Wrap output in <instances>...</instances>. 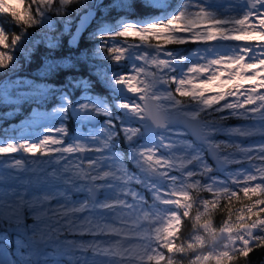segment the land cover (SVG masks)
<instances>
[{
  "label": "snow or ice",
  "instance_id": "1",
  "mask_svg": "<svg viewBox=\"0 0 264 264\" xmlns=\"http://www.w3.org/2000/svg\"><path fill=\"white\" fill-rule=\"evenodd\" d=\"M0 14L19 29L0 24V71L41 53L36 79L0 84L40 129L0 139V264H256L257 250L264 264V0H0Z\"/></svg>",
  "mask_w": 264,
  "mask_h": 264
},
{
  "label": "trees",
  "instance_id": "2",
  "mask_svg": "<svg viewBox=\"0 0 264 264\" xmlns=\"http://www.w3.org/2000/svg\"><path fill=\"white\" fill-rule=\"evenodd\" d=\"M107 2V0H105ZM32 0H26L25 4H31ZM72 7H75L73 5ZM71 5L69 8H72ZM55 19V17H54ZM0 24H3L6 28V31H8L10 34L14 32H18L19 29L14 26L10 16L8 15H2L0 14ZM29 31H33L30 29ZM169 47H177V46H169ZM192 48V47H190ZM40 52H37L36 55L31 57V61H26L22 56L18 57L20 64L16 71H13L11 68L5 69L3 71H0V84H3L7 81H14L17 79H36V70L39 66L40 62ZM14 55H18L15 54ZM97 63H104L103 61H97ZM173 88V87H172ZM12 92L17 91V89L12 88ZM19 91H28V88L25 86H21L19 88ZM80 93L77 92V95ZM35 107L33 104L28 103H21L20 105H12V104H3L0 103V139L11 137V136H20V129L22 128V122L26 120L27 117L31 115L30 108ZM17 108L19 110H17ZM50 109V108H49ZM47 109V110H49ZM45 110V109H41ZM7 113H14L13 115L9 116ZM235 119H231L228 121V124L234 123ZM69 130H72V122L69 123ZM14 133H17V135H14ZM203 198L208 199L210 198V194L208 193H201L200 194ZM246 203V201H244ZM242 206L240 202L233 201L232 209H233V219L235 220L236 210L239 209ZM196 214V208L194 207L192 210V216L189 218H185L184 225L181 229V240L187 241L189 238V233L191 231V226L193 223V217ZM227 210L221 205V208L213 213V220L216 227L220 226V222L226 217ZM179 242V241H178ZM200 252L206 253L207 251H210V246L206 244V246L203 249L199 250ZM261 250L254 251L251 254L250 259L255 261L256 264H260L261 259ZM192 258V253L189 252L185 256H176L174 259L176 260V264H189L190 259ZM239 264H243V262H239Z\"/></svg>",
  "mask_w": 264,
  "mask_h": 264
},
{
  "label": "rangeland",
  "instance_id": "3",
  "mask_svg": "<svg viewBox=\"0 0 264 264\" xmlns=\"http://www.w3.org/2000/svg\"><path fill=\"white\" fill-rule=\"evenodd\" d=\"M26 1V0H25ZM225 1H227V0H220L219 1V3L220 4H224V2ZM73 5H71V7H72ZM117 39H119V38H117ZM136 41H133V40H129L128 41V43H135ZM179 47H182V48H187V49H194L195 47H196V45H186V46H179ZM190 47H192V48H190ZM109 65L111 64V62L109 61V62H107ZM122 64H127V61H122L121 62ZM99 64V63H98ZM171 87H173V89H174V87H175V85H172ZM261 91H264V90H261ZM185 102H187V101H185ZM51 109H49V111H50ZM41 111H44V110H41ZM236 120V119H235ZM227 124H228V121L226 122ZM241 122L240 121H235L234 123H232V124H228L229 126H237V125H239ZM83 129H77V131L79 132V131H82ZM40 131V129L38 128V127H36V126H34V127H32V128H21L20 129V134L19 135H23V136H34L36 133H38ZM70 133H71V131H70ZM14 135H17V133H14ZM17 137H18V135H17ZM186 138L187 139H189V140H192V141H194L189 135H188V133L186 132ZM218 139H220V140H223V139H225V137L224 136H220V137H218ZM244 146H247V141H245V143H244ZM16 156H17V158H19V156L21 155V154H15ZM2 159H4V157H0V160H2ZM242 167V165H240V164H232V165H229V171H232V170H235V169H237V168H241ZM149 202H151V201H149ZM30 222V221H29ZM71 238V237H70ZM208 246H210V251H215L213 248H212V246L210 245V244H208ZM222 250V249H221Z\"/></svg>",
  "mask_w": 264,
  "mask_h": 264
},
{
  "label": "water",
  "instance_id": "4",
  "mask_svg": "<svg viewBox=\"0 0 264 264\" xmlns=\"http://www.w3.org/2000/svg\"><path fill=\"white\" fill-rule=\"evenodd\" d=\"M188 135L195 141L196 136L198 134V127L196 125H192L187 130ZM229 168V166H228Z\"/></svg>",
  "mask_w": 264,
  "mask_h": 264
},
{
  "label": "bare ground",
  "instance_id": "5",
  "mask_svg": "<svg viewBox=\"0 0 264 264\" xmlns=\"http://www.w3.org/2000/svg\"><path fill=\"white\" fill-rule=\"evenodd\" d=\"M220 0H217V2L219 3ZM224 2V1H223ZM224 3H227V1H225Z\"/></svg>",
  "mask_w": 264,
  "mask_h": 264
}]
</instances>
